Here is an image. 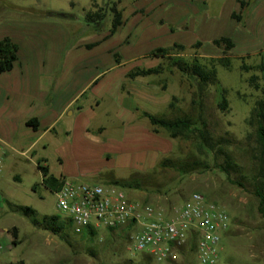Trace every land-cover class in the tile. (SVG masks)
I'll return each mask as SVG.
<instances>
[{"label": "rangeland", "instance_id": "374dc122", "mask_svg": "<svg viewBox=\"0 0 264 264\" xmlns=\"http://www.w3.org/2000/svg\"><path fill=\"white\" fill-rule=\"evenodd\" d=\"M245 1L247 6L242 9L239 0H0V32L27 22L60 28L61 57L73 55L78 59V66H74L76 70L73 71L76 75L70 85L86 92L73 110L81 106L88 111L94 110L92 125L107 129L105 135H93L102 144L117 140L121 135L118 125L124 101L125 105L135 106L140 112L158 118L203 121L213 139L229 141L222 151L216 149L211 153L201 146L196 133L189 139H172L168 132L160 129L157 134L158 163L166 158L196 163L194 172L186 175L159 168L135 174L139 164L133 166V161L125 159V154L123 158L113 152L101 160L91 157L61 162L55 148L51 147L41 162L50 167L55 176L74 171L76 176L69 179L76 183L107 186L115 179L143 180L142 189L126 190L128 196L138 199L136 197L141 195L139 200L166 208L182 204L195 192L203 194L230 218V229L219 248V264H264V219L256 194L257 188H264V158L258 143L257 126L250 123L252 111L258 101L264 100V94L249 85V79L257 76V82L264 89V0ZM115 6L122 12L123 25L104 44V50L80 48L110 34ZM89 12H98L101 18L90 21L86 18ZM234 14L240 19L234 18ZM222 38L231 39L235 45L226 55L223 48L213 43ZM197 43L201 46L194 47ZM174 45L187 48L183 58H196L207 66L214 65L218 83L200 91L196 81L170 67L167 61L149 57L158 48ZM54 48L52 42L46 44L47 67ZM102 53L103 61L96 70L92 65ZM115 54L119 55L120 63L123 60L126 63L114 68L117 65ZM223 57L229 60L230 67L219 62ZM159 64L165 68L160 75L127 77L126 80L122 76L137 68L148 69ZM244 65L253 69L245 71ZM82 70L83 78L78 75ZM93 76H98L100 81L90 89L88 79ZM42 83L48 88L50 80L45 79ZM223 97L227 100L226 107H221ZM69 117L63 124L70 120ZM133 117H139L138 113ZM145 124H149L147 119L137 125L142 128ZM0 159L6 178L0 192V229L10 231L16 227L20 242L17 247L6 249L1 264H116L127 258L138 262L144 257L143 253H135L131 248L133 233L124 235L131 236L130 240L116 233L115 247L109 249L112 238L108 231L100 230L98 236L88 239L85 234L75 233L72 227L67 231L73 245L71 249L59 237L35 228L29 219L11 213L8 202L31 207L40 216L67 218L56 207L55 193L41 181L37 157L29 155L17 161ZM227 162L232 164L230 179L221 170ZM14 174L20 176V182H11ZM91 249L95 250V256L90 254ZM175 264L200 263L194 254L182 256Z\"/></svg>", "mask_w": 264, "mask_h": 264}, {"label": "crops", "instance_id": "0c3cea01", "mask_svg": "<svg viewBox=\"0 0 264 264\" xmlns=\"http://www.w3.org/2000/svg\"><path fill=\"white\" fill-rule=\"evenodd\" d=\"M6 37L18 45L19 51L13 70L0 74V158L17 161L18 158H28L31 155L38 158V165L48 167L41 162L44 160L43 155L53 147L61 162L91 157L101 160L103 156H109V153L113 152L122 155L123 158L125 154V159L133 161V166L139 164L135 174L148 173L157 167L159 161L157 134L152 132L150 122L143 125L146 129L137 125L142 119H147L143 115L145 111L140 112L135 106L125 105L124 101V105L121 104L123 110L118 125V129L122 130L121 135L117 140H108L102 144L94 139L93 135L96 133L105 135L107 129L92 125L94 110L90 108L88 111L82 106L73 110L86 92L85 89L78 91L70 85V81L76 75L73 71L76 70L74 66H78V59L73 55L64 59L61 57L62 37L59 27L27 22L20 27L0 32V41ZM111 37L113 36L108 33L97 42L81 45L80 48L85 47L89 51L98 50ZM67 39L66 37L65 40ZM48 42H52L56 48L50 54L47 67L45 49ZM89 45L94 46L88 49ZM103 54H100L92 65L96 70L103 61ZM125 63L123 60L114 68ZM78 75L83 78V70ZM127 75L126 73L122 75L124 80ZM97 77L88 79L90 89L98 85L100 79ZM45 79L50 80L48 88H44L42 83ZM121 89L126 92L124 87ZM135 113H138L139 117L134 118ZM66 117L70 120L63 124ZM48 169L50 175L55 178L69 179L77 174L70 170L55 176L50 167ZM40 174L43 180V175L41 172ZM5 181L3 167L0 170V192ZM20 181L18 174L11 177L12 183ZM136 198L142 199V196ZM0 233L1 239L5 241L11 238L9 230L0 229Z\"/></svg>", "mask_w": 264, "mask_h": 264}, {"label": "built area", "instance_id": "2783aa9c", "mask_svg": "<svg viewBox=\"0 0 264 264\" xmlns=\"http://www.w3.org/2000/svg\"><path fill=\"white\" fill-rule=\"evenodd\" d=\"M55 195L58 211L70 219L75 233L88 228L100 231L131 227L132 250L150 255L156 264H175L182 257L179 249L190 240L195 242L200 264H219L220 244L230 229L227 212L198 192L182 204L166 208L131 198L116 185L62 178ZM1 237L0 233V264L6 249L13 247L10 237L8 241Z\"/></svg>", "mask_w": 264, "mask_h": 264}, {"label": "trees", "instance_id": "16d2710c", "mask_svg": "<svg viewBox=\"0 0 264 264\" xmlns=\"http://www.w3.org/2000/svg\"><path fill=\"white\" fill-rule=\"evenodd\" d=\"M241 4V8L244 9L247 6L245 0H239ZM96 7V5H95ZM114 13V21H113V29L110 32V36H113L119 27L123 25V15L122 12L119 11L116 6L112 9ZM234 18L240 19L236 14L233 15ZM86 18L90 21L94 19H100V14L98 12H89L86 15ZM214 45L223 48L224 53L233 50L235 48L234 43L229 38H222L220 40H215ZM94 46V45H93ZM92 45L87 46L88 49L93 47ZM201 43H197L194 47H200ZM187 50V48L183 45H174L170 48H158L149 54V57L155 59H161L163 61H167L170 67L178 70L182 75L187 76L194 81H196L198 89L203 91L209 85H215L218 83L217 79V71L214 68V65L207 66L201 63L198 59H185L182 57V54ZM18 51L19 47L15 44L10 38L6 37L0 41V74L7 73L13 70L14 64L18 60ZM117 65H120V57L118 54L114 55ZM219 62L225 66L230 67V62L226 57H223L219 60ZM253 68H249L244 65L243 70L250 71ZM165 72V68L163 64H159L156 67L148 68V69H135L131 71L127 77L131 79L137 78H146L152 75H160ZM98 81V80H97ZM97 81L95 83H97ZM258 77L252 76L249 79V85L254 88L256 91H262L264 94V89L259 85ZM172 106V105H171ZM227 106V100L223 97V103L221 107ZM144 117L147 118L152 126V132L154 134H159L160 129L168 132L172 139L176 138H184L189 139L191 135L195 133L198 135L199 141H201V146L206 147L209 152L213 153L216 149L222 151L224 146L229 145V141L221 138L218 140L213 139L210 133L206 130V124L201 121L200 123L194 122L190 118H177V119H166V118H158L147 112L143 113ZM250 123H255L257 126V136L258 143L260 146L261 156L264 158V100H260L257 102L256 107L252 111ZM194 165L186 164L179 161L171 160V159H163L161 160L156 168L159 169H172L179 172L182 175L189 174L194 172ZM232 164L227 162V166L221 168V170L227 175L228 179H230V168ZM39 171L43 175L42 183L46 186L52 193H56L61 184V178H55L50 175L48 167L38 165ZM264 171V169H262ZM234 184L242 187V185L233 181ZM112 185H116L121 187L122 189H142L144 182L140 179H126V180H115ZM35 189V188H34ZM256 194L260 200V213L264 219V188H257ZM8 208L11 213L19 214L30 220L32 225L41 230L48 232L54 236L59 237L64 241L71 249H73V245L69 240V236L67 231L73 227L72 222L68 218H63L61 215H53V216H40L38 213L31 207L16 205L8 202ZM109 233V236L112 238V242L108 244L109 249H113L115 247L116 237L115 234L118 233V236L124 238L125 240H130L131 236L125 237V233L128 235L133 233V229L131 227L120 228L116 230H106ZM12 236V245L13 247H17L19 245L18 240V229L13 227L10 231ZM99 230L88 228L84 230L80 234H85L86 238L93 239L98 236ZM132 240V238H131ZM115 255H117V251H115ZM179 252L182 256L186 257L187 255L195 254V242L194 240H190L187 246L179 249ZM90 254L92 256L96 255L94 249L90 250ZM144 257L140 259L138 262L127 258L123 262H118L116 264H154V259L148 255L143 253Z\"/></svg>", "mask_w": 264, "mask_h": 264}]
</instances>
